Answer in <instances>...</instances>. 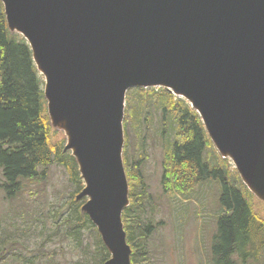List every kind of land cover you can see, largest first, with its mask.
Wrapping results in <instances>:
<instances>
[{"label": "water", "instance_id": "obj_1", "mask_svg": "<svg viewBox=\"0 0 264 264\" xmlns=\"http://www.w3.org/2000/svg\"><path fill=\"white\" fill-rule=\"evenodd\" d=\"M30 44L54 127L84 188L76 200L109 253L130 264L121 213L123 103L159 87L195 109L222 156L264 201V0H2Z\"/></svg>", "mask_w": 264, "mask_h": 264}, {"label": "trees", "instance_id": "obj_2", "mask_svg": "<svg viewBox=\"0 0 264 264\" xmlns=\"http://www.w3.org/2000/svg\"><path fill=\"white\" fill-rule=\"evenodd\" d=\"M123 128V164L130 205L122 219L126 242L132 250L131 264L134 258L138 264L136 252L146 248L153 232L149 225H144L150 220L145 166L155 148L161 152L164 191L177 192L169 191L170 182L218 185L221 210L212 239V264H253L254 238L264 243V219L250 204L252 196L214 152L198 115L189 105L162 89L129 90ZM52 132L42 81L31 51L20 36L8 32L0 3V196L9 203L4 216L0 215V261L5 263L4 257L11 252L13 264H47L52 256L50 250L44 249L46 244L52 238H71L81 252L88 246L82 253L84 264H103L109 254L88 217L81 212L84 201L75 199L83 187L76 163L69 153L62 151L63 140H51ZM55 165L65 173V188L71 192L66 202L59 195L48 203V174ZM35 186L40 190H32ZM28 192L33 198L31 202L23 198ZM35 202L40 203L29 209L28 205ZM129 219L135 223L129 224ZM30 225L31 236L25 232ZM87 232L93 235L94 247L86 245ZM30 238L39 243L34 258L13 252L22 248L21 241Z\"/></svg>", "mask_w": 264, "mask_h": 264}, {"label": "rangeland", "instance_id": "obj_3", "mask_svg": "<svg viewBox=\"0 0 264 264\" xmlns=\"http://www.w3.org/2000/svg\"><path fill=\"white\" fill-rule=\"evenodd\" d=\"M50 136L51 140L55 143L65 139L63 133L56 130H53L52 135ZM207 151L210 154V158H212L210 149ZM70 156L72 157L71 154ZM129 173L131 177L134 176L132 173V167H130ZM145 175L148 192L155 204V220L162 221L163 224H161L154 232L148 241L146 248L136 252L138 264H208L210 241L216 226L215 217L221 209L220 204L217 202L218 185L204 183L199 186V184L190 185L180 183L174 185L172 182L168 183L169 191H200V195L197 194V196L193 198L194 201L184 202V204L188 209L193 210L195 215L199 216L198 219L201 222H204L205 225L200 224L197 220L189 223L183 210L178 204V199L174 200V195L164 191L163 183L161 181L160 153L157 149L152 152V155L146 163ZM65 177L66 175L62 172L61 167L56 165L52 167L48 174V184L51 183V185L46 188V191L48 192V203L56 200L59 195L63 202L68 201L71 190L65 188ZM32 190H40V187L35 186ZM29 196L28 192L23 198L27 200V202L33 201V198H30ZM181 198L185 199V197ZM40 202L29 204V209L35 208V205ZM250 204L253 209L258 212L259 216L264 219V202L252 197L250 199ZM8 207L9 203L5 202L0 196V215L3 213L2 217L4 216L5 211L8 210ZM255 211H253L254 214ZM192 214L193 213L190 212L189 216L192 217ZM130 223L135 222L129 219V224ZM262 227H264L263 224ZM131 229H135V224L131 225ZM25 232L31 236L33 234V227L30 225L29 229ZM93 240L92 233L87 232V239L85 241L87 242L86 245L90 243V246L94 247ZM254 241H256V244L252 245L253 247L251 249L255 257L253 264H264V243H259L256 237L254 238ZM21 246L22 248L14 249L13 252H22L27 255V258H34L37 255L34 250L39 246V243L35 242L34 239L30 238L29 241H21ZM46 246L47 248L44 249L46 251L50 250V255L52 256L48 259L47 264H70L71 262H74V264H84L82 253L88 248V246H85L84 250L81 252L80 249L75 248V244L71 238H66L64 240H61L60 238H52ZM10 254L11 252H9V254L7 253L4 257L5 263L0 261V264H13L11 263L12 254L11 256ZM133 264H135V258Z\"/></svg>", "mask_w": 264, "mask_h": 264}]
</instances>
